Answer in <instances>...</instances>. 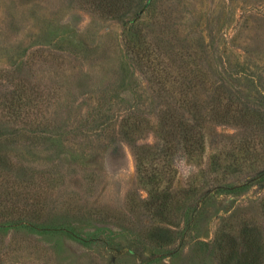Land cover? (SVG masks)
<instances>
[{
  "label": "rangeland",
  "instance_id": "rangeland-1",
  "mask_svg": "<svg viewBox=\"0 0 264 264\" xmlns=\"http://www.w3.org/2000/svg\"><path fill=\"white\" fill-rule=\"evenodd\" d=\"M0 264H264V0H0Z\"/></svg>",
  "mask_w": 264,
  "mask_h": 264
},
{
  "label": "water",
  "instance_id": "water-1",
  "mask_svg": "<svg viewBox=\"0 0 264 264\" xmlns=\"http://www.w3.org/2000/svg\"><path fill=\"white\" fill-rule=\"evenodd\" d=\"M145 6H146V4H145ZM145 6H144V7H145ZM142 10H143V8H142Z\"/></svg>",
  "mask_w": 264,
  "mask_h": 264
}]
</instances>
